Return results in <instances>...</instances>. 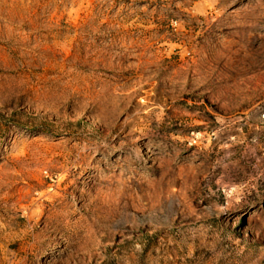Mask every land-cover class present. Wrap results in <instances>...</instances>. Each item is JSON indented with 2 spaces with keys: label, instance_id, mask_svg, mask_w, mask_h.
<instances>
[{
  "label": "rangeland",
  "instance_id": "374dc122",
  "mask_svg": "<svg viewBox=\"0 0 264 264\" xmlns=\"http://www.w3.org/2000/svg\"><path fill=\"white\" fill-rule=\"evenodd\" d=\"M0 264H264V0H0Z\"/></svg>",
  "mask_w": 264,
  "mask_h": 264
}]
</instances>
